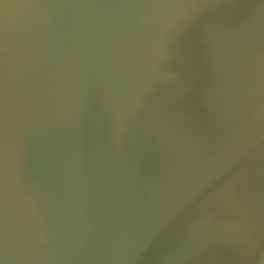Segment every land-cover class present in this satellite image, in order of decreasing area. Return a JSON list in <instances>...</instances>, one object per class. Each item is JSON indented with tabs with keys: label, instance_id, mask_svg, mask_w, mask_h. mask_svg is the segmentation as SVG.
I'll use <instances>...</instances> for the list:
<instances>
[{
	"label": "water",
	"instance_id": "95a60500",
	"mask_svg": "<svg viewBox=\"0 0 264 264\" xmlns=\"http://www.w3.org/2000/svg\"><path fill=\"white\" fill-rule=\"evenodd\" d=\"M0 264H264V0H0Z\"/></svg>",
	"mask_w": 264,
	"mask_h": 264
}]
</instances>
